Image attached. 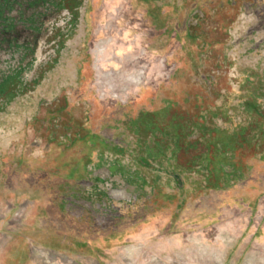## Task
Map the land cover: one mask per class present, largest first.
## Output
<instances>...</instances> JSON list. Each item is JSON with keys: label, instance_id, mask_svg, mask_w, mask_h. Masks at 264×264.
Instances as JSON below:
<instances>
[{"label": "rangeland", "instance_id": "obj_1", "mask_svg": "<svg viewBox=\"0 0 264 264\" xmlns=\"http://www.w3.org/2000/svg\"><path fill=\"white\" fill-rule=\"evenodd\" d=\"M148 9L142 0H91L89 14L83 87L94 113L88 129L114 132L132 148L139 136L109 123L139 110L183 107L186 94L200 90L191 82L199 63L195 41L204 40L187 38L176 17L159 23ZM162 115L152 118L154 127L172 128ZM33 141L24 127L2 146L0 264H264V155L245 158L246 176L218 189L201 188L199 174L183 178L179 189L173 176L138 167L150 184L138 189L116 174L110 203H97L86 196L88 179L106 182L108 163L80 179L84 154L59 159L57 148L46 153L45 143ZM120 150L117 159L135 169L137 148L135 155Z\"/></svg>", "mask_w": 264, "mask_h": 264}, {"label": "flooded vegetation", "instance_id": "obj_2", "mask_svg": "<svg viewBox=\"0 0 264 264\" xmlns=\"http://www.w3.org/2000/svg\"><path fill=\"white\" fill-rule=\"evenodd\" d=\"M142 1L159 23L176 17L187 38L204 41H195L199 63L191 82L200 90L186 94L185 106L139 110L108 124H122L139 136L132 148L117 141L114 132L88 129L94 111L83 86L91 0H0V156L5 139L28 127L33 145L45 143L46 153L55 147L59 159L84 154L80 179L108 163L106 182L88 179L86 196L97 203H110L116 174L126 185L143 189L147 178L138 167L173 176L179 189L190 175L204 177V189L246 176L251 165L245 158L264 155V0ZM213 30H220L214 39L208 37ZM164 111L172 128L158 122L155 128L152 118ZM142 140L145 145L139 147ZM86 144L89 152L84 153ZM117 149L134 153L135 169L117 159ZM153 177L161 182L160 173Z\"/></svg>", "mask_w": 264, "mask_h": 264}]
</instances>
